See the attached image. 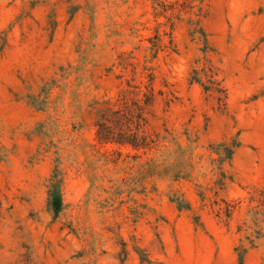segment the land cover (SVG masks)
<instances>
[{"label":"rangeland","instance_id":"obj_1","mask_svg":"<svg viewBox=\"0 0 264 264\" xmlns=\"http://www.w3.org/2000/svg\"><path fill=\"white\" fill-rule=\"evenodd\" d=\"M185 2L0 0V264H262L264 0H205L206 38ZM144 67L155 145L101 143Z\"/></svg>","mask_w":264,"mask_h":264},{"label":"trees","instance_id":"obj_2","mask_svg":"<svg viewBox=\"0 0 264 264\" xmlns=\"http://www.w3.org/2000/svg\"><path fill=\"white\" fill-rule=\"evenodd\" d=\"M205 0H186V6L184 8L185 13L191 15L189 24L191 26L192 35L201 33L205 38L207 37L206 32L202 26H200V17L203 16V3ZM167 4L161 3L159 5V15L162 12H166ZM172 6V5H171ZM170 38H172V33H170ZM151 51H153V58H156L158 53L164 51L167 47L163 43L162 36L157 33L151 39ZM170 48L173 46L172 39L169 41ZM151 69L144 67L142 75L148 79V85H146L147 92H144L139 86H134V92L136 100L133 101L132 105L134 108L128 106L126 101V96L121 95V100L124 101L123 109H115L114 103L110 100L101 102L100 109V119L96 124L97 127V138L101 143L115 142L118 144H127L132 146L136 150H148L153 148L156 141L148 140V136L142 130L143 126L146 124L145 113L147 107L158 100L159 97L163 96L161 91H155V75L153 72H149ZM195 81L201 86L205 87V90H210L208 86H204L202 79L200 77L195 78ZM211 84H214L212 80H209ZM131 86V85H129ZM221 94H225V90H217ZM226 98V97H225ZM120 99L118 100V102ZM113 123V124H111ZM135 125L134 130L131 125ZM153 145V146H152ZM61 180L57 176H53L50 181L49 191H48V207L54 213L55 217H58L64 210V201L61 192ZM250 248L244 245L238 246L235 251L239 258V264H245V258L249 249L256 248L255 242L251 241ZM262 264H264V257L262 259Z\"/></svg>","mask_w":264,"mask_h":264}]
</instances>
